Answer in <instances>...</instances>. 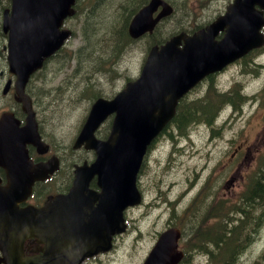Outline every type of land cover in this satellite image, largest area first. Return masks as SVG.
I'll list each match as a JSON object with an SVG mask.
<instances>
[{
    "label": "water",
    "instance_id": "95a60500",
    "mask_svg": "<svg viewBox=\"0 0 264 264\" xmlns=\"http://www.w3.org/2000/svg\"><path fill=\"white\" fill-rule=\"evenodd\" d=\"M74 2L12 0L10 15L8 10L5 11L3 28L9 36L10 71L18 74L15 83L17 100L27 114L26 124L21 128L17 121L6 117L0 120V163L5 165L8 176L15 168L12 165L25 163L26 143L41 145L38 151H46V146L39 140L24 85L43 58L58 49L70 35L69 30L60 29V26L63 19L72 14ZM256 5L264 9V0H233L223 15L197 34L186 36L180 33L163 45L152 46L135 81L128 82L112 99L98 98L93 102L75 146L86 142L95 151L96 159L89 167L77 170V178L68 195L73 197L67 204L69 208L73 207L90 178L96 175L101 188L99 196L111 199L107 204L113 206L101 209L99 219L95 217L92 224L75 223L69 210L63 212L61 203L54 207L53 215L60 222L58 226L63 230L62 239L65 242L63 247L53 248L55 264H79L85 257L107 250L110 235L123 231L120 211L126 205L137 202L135 178L145 148L172 117L177 100L208 73L220 70L264 43L260 32L264 17ZM159 6L160 12L153 17ZM171 12V7L163 0H150L132 17L128 34L137 38L151 32L158 20ZM222 30V38L215 40L216 34ZM111 113L115 116L109 137L107 140L96 139L93 134L95 129ZM26 178L30 180L28 176ZM5 199L13 202L8 196L4 198L0 191V203ZM18 221L11 217L7 220L9 226ZM19 227L23 234L24 225L21 223ZM167 239L165 234L160 237L144 264H173L179 259L180 254L174 252L175 244ZM19 244L21 240L17 237L14 242L0 237L3 254L0 261L32 264L21 256Z\"/></svg>",
    "mask_w": 264,
    "mask_h": 264
},
{
    "label": "rangeland",
    "instance_id": "374dc122",
    "mask_svg": "<svg viewBox=\"0 0 264 264\" xmlns=\"http://www.w3.org/2000/svg\"><path fill=\"white\" fill-rule=\"evenodd\" d=\"M173 1L176 6L175 13L161 25L158 37L169 36L174 32L183 22L185 13L188 16L193 13L198 17V21L203 22L224 10L230 0ZM115 3L112 2L110 7L103 4L96 7L100 14V17H97L99 26L95 27L96 32L108 24L112 16L116 17ZM69 26L75 36L58 63L53 64V67L57 68V74L53 78H36L31 84L36 94V109L40 114L37 118L41 121L43 133L62 155L68 153V146L72 143L89 107L87 91L83 92L84 75L90 76L89 81L92 82L93 88H97L102 95H112L120 91L124 76L138 75L147 40L142 38L133 43L124 42L118 54L111 58L113 64L109 69L113 67L116 72L93 68L83 72L82 66H76V62L71 60L73 51L78 50L77 45L88 46L81 35L80 17L71 20ZM256 62L264 64V52L256 58ZM104 70H107V66H104ZM234 82L239 83L243 93L251 97L257 95L256 98L246 102L239 112L231 111L227 106L226 111L229 112L217 121L220 131L217 135L216 131L211 132L206 124H192L182 140L189 148L177 157V163L170 160L173 149L171 141H168L165 148L159 145V149L150 154L145 167L147 174L141 182L144 206L134 207L126 213L130 228L124 240L122 238L117 241L116 247L108 256L101 257L91 264H141L153 245L156 233L162 230L170 219L181 224L184 221L186 228L197 221L204 228L213 221V216H219L221 223L207 233L216 234V239L222 240L225 220L220 210H214L215 205H218L216 201L221 203L222 207L225 201L229 204L234 202L244 188L247 175L254 170L261 154L264 153V103L259 95L264 86V66L255 70L254 67L244 68L239 64L216 78V86L224 91ZM205 86L204 84L201 88L205 90ZM196 95L197 92H193L190 99ZM157 159L159 166L154 168V161ZM203 192V201L206 200L195 208ZM209 211H213L212 216ZM234 223L235 220H227L228 227ZM251 223L254 228L255 222ZM249 231L250 240L244 238L243 231L234 238L236 244L245 239L248 241L246 245L244 241V246L237 255V264H264V219L257 232L252 229ZM213 239H208L203 245H207L214 262L209 255L204 254L206 252L200 253L196 250L192 264H223L222 250L218 248L217 240Z\"/></svg>",
    "mask_w": 264,
    "mask_h": 264
},
{
    "label": "trees",
    "instance_id": "16d2710c",
    "mask_svg": "<svg viewBox=\"0 0 264 264\" xmlns=\"http://www.w3.org/2000/svg\"><path fill=\"white\" fill-rule=\"evenodd\" d=\"M146 1L147 0H78L74 17H80L81 35L83 41L88 44V46L82 45L77 51H73L71 59L76 62V66H82L83 72H88L90 68L96 70L101 69L106 72H116L113 67L109 69V66L113 64L111 58H113L114 54H118L125 41H131L126 34V24L129 17L140 6L146 3ZM112 2H116V17L113 18L112 16L111 20H109L110 22L104 25L100 31L96 32L95 27L98 25L97 17H100V14L96 11V7L101 4L110 7ZM185 20L186 17L177 27L176 31L185 29ZM150 42L152 44H160L163 42V38L162 36L158 37L156 33L155 36L153 35L151 37ZM104 66H107L108 69L104 70ZM89 77V75H84L85 79L83 81V85L85 84L83 92L87 91V94L97 91V88H93L92 82L89 81ZM262 98L264 99V96ZM239 99L240 95L238 94L236 86H233L231 91L225 94L211 87L204 98L196 99V101L191 103L182 101L178 105L177 114L173 123H175L178 128L180 126L179 130L182 131L189 123L201 121L210 122L212 116L216 114L220 103L229 102L237 104L240 102ZM233 208L235 210H233ZM223 213L225 223L223 224L222 240L218 241L215 237L216 234H210L209 232L206 234L202 232L200 234V240H198L196 244L203 247L205 241L215 237L213 240H217V245H219L218 248L222 250L221 261H223V264H237V255L242 250L244 241L245 245L248 241L243 239L244 241L236 244L234 238L243 231L244 238L250 240L251 232L249 229H252L253 232H257L264 219V153L261 154L256 168L248 175L247 183L239 193L236 203L230 206V204L228 205L225 201ZM209 215L212 216L213 211H209ZM228 219L231 221L235 220V223L230 227L227 226ZM251 222H255L254 228H252ZM222 242L223 244L221 245ZM204 247L207 251L206 254L210 256V250L207 245ZM212 261L214 262L213 259Z\"/></svg>",
    "mask_w": 264,
    "mask_h": 264
},
{
    "label": "flooded vegetation",
    "instance_id": "af4514ba",
    "mask_svg": "<svg viewBox=\"0 0 264 264\" xmlns=\"http://www.w3.org/2000/svg\"><path fill=\"white\" fill-rule=\"evenodd\" d=\"M2 35V38L0 39V84L3 81H7V80H11L13 79V76L10 75L7 71V67H6V49H5V43H6V34H4L2 32L1 29V25H0V36ZM4 68V69H3ZM0 100H1V107L3 109H7L10 110L13 107V98L10 96H6V95H1L0 96ZM37 158H32L33 162L36 163L38 161L46 160L47 157H38ZM93 160V158L91 159V157H86L83 158L81 162L84 161H88L87 163H90ZM146 172H145V168H142L139 173H138V179H137V186L140 192H144L143 187H142V180L145 179L146 177ZM94 180V179H93ZM93 180L90 181L91 187L94 190H98V188L96 187V185L94 184ZM0 181H1V185H6V176H5V171L4 169L0 166ZM44 184L47 186L46 182L45 183H38L35 182L33 184V188H32V193L31 195L21 204H19L20 208H25L27 206H31L34 208H39L41 206H43V203L45 201V199L49 196L47 195V189L44 188ZM65 192H56V193H66ZM54 193V194H56ZM47 208V207H46ZM50 208H53L52 206H50ZM174 211V209H173ZM10 214V213H9ZM0 216H2V213L0 212ZM55 220V216L51 213L48 212H44L42 213L40 216H38L37 214H32L30 213L28 215V222L29 223H34V224H39V223H44V227L42 228L41 226H37L34 230V232H31L33 234H29L27 237H25L24 241H23V254L24 256L30 258L32 260V264H55L54 258L56 257V255H54L53 250L47 245V244H51L54 246H60L63 244V239H62V231L59 233V238L58 239H54L52 241H50L52 239V223ZM177 220H169L166 224V226L163 228V230L169 226H173V224L177 223ZM57 224V223H56ZM58 225V224H57ZM205 228H202L201 223H198L197 221L193 224H189V226L187 228H185V244H186V250L187 253L193 249L194 252L196 253L199 252V250L196 247L191 248V241L192 240H199L200 239V234L202 232L205 233ZM127 230H125V232L123 234H119L113 237L112 239V249H114L116 247V243L117 241L121 240L123 238H125ZM203 237V236H202ZM50 241V242H48ZM47 242V243H45ZM179 248L180 245H179ZM111 253V251H105V252H100L99 254H97L94 257L85 259L81 264H91L97 260H99L101 257H106ZM70 264V263H69Z\"/></svg>",
    "mask_w": 264,
    "mask_h": 264
},
{
    "label": "bare ground",
    "instance_id": "6f19581e",
    "mask_svg": "<svg viewBox=\"0 0 264 264\" xmlns=\"http://www.w3.org/2000/svg\"><path fill=\"white\" fill-rule=\"evenodd\" d=\"M207 253V252H206ZM206 253H204L205 255H207ZM208 256V255H207Z\"/></svg>",
    "mask_w": 264,
    "mask_h": 264
}]
</instances>
